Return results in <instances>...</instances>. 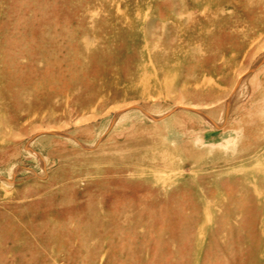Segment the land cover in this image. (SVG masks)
<instances>
[{"label":"rangeland","instance_id":"1","mask_svg":"<svg viewBox=\"0 0 264 264\" xmlns=\"http://www.w3.org/2000/svg\"><path fill=\"white\" fill-rule=\"evenodd\" d=\"M0 264H264V0H0Z\"/></svg>","mask_w":264,"mask_h":264}]
</instances>
